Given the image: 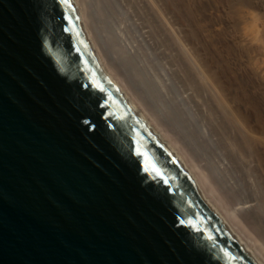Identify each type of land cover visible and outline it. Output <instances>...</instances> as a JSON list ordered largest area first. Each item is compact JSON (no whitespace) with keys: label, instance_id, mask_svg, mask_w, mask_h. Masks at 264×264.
Wrapping results in <instances>:
<instances>
[{"label":"water","instance_id":"95a60500","mask_svg":"<svg viewBox=\"0 0 264 264\" xmlns=\"http://www.w3.org/2000/svg\"><path fill=\"white\" fill-rule=\"evenodd\" d=\"M0 264H256L103 76L70 0H0Z\"/></svg>","mask_w":264,"mask_h":264},{"label":"bare ground","instance_id":"6f19581e","mask_svg":"<svg viewBox=\"0 0 264 264\" xmlns=\"http://www.w3.org/2000/svg\"><path fill=\"white\" fill-rule=\"evenodd\" d=\"M70 1L103 76L264 264V68L249 46L206 0Z\"/></svg>","mask_w":264,"mask_h":264},{"label":"rangeland","instance_id":"374dc122","mask_svg":"<svg viewBox=\"0 0 264 264\" xmlns=\"http://www.w3.org/2000/svg\"><path fill=\"white\" fill-rule=\"evenodd\" d=\"M233 1L206 0V5L209 10L219 13L225 30L232 36L238 35H235L238 40L249 46L251 57L264 68V0H255L254 8L245 4L240 9L233 7L231 4ZM248 1L250 0H246L245 3ZM251 16L256 20H251Z\"/></svg>","mask_w":264,"mask_h":264},{"label":"snow or ice","instance_id":"6c2138e0","mask_svg":"<svg viewBox=\"0 0 264 264\" xmlns=\"http://www.w3.org/2000/svg\"><path fill=\"white\" fill-rule=\"evenodd\" d=\"M158 174V173H157Z\"/></svg>","mask_w":264,"mask_h":264}]
</instances>
